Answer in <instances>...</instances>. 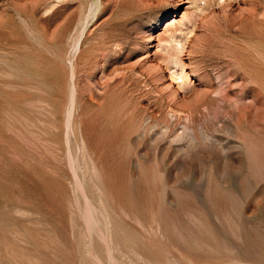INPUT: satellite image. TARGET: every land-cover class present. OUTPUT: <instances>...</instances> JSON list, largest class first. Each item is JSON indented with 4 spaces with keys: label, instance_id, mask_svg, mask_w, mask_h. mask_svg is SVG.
<instances>
[{
    "label": "rangeland",
    "instance_id": "obj_1",
    "mask_svg": "<svg viewBox=\"0 0 264 264\" xmlns=\"http://www.w3.org/2000/svg\"><path fill=\"white\" fill-rule=\"evenodd\" d=\"M0 264H264V0H0Z\"/></svg>",
    "mask_w": 264,
    "mask_h": 264
},
{
    "label": "bare ground",
    "instance_id": "obj_2",
    "mask_svg": "<svg viewBox=\"0 0 264 264\" xmlns=\"http://www.w3.org/2000/svg\"><path fill=\"white\" fill-rule=\"evenodd\" d=\"M174 22V21H173ZM186 72L185 71H182V75H179V80L180 82H174L172 80H168L166 78V81H164L163 85H164V88H163V91L166 92V94L170 95V96H176V94L179 92V87H181L182 85H184V80H185V77H186ZM183 87V86H182ZM211 94V93H210ZM178 96V95H177ZM164 98V97H163ZM170 98V97H169ZM175 99V98H174ZM211 99V98H210ZM207 100V99H206ZM166 103V102H165ZM167 106V105H165ZM172 108V107H171ZM160 112L163 114V116L167 119V120H170L171 118V114L168 113V111H166L165 108H162L161 104H160ZM175 117V115H173ZM178 139V137H177ZM176 138L174 140H177ZM181 140V138H179ZM178 139V140H179ZM230 164V163H229ZM229 168L230 165H229ZM233 169V168H232Z\"/></svg>",
    "mask_w": 264,
    "mask_h": 264
}]
</instances>
